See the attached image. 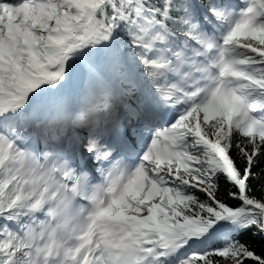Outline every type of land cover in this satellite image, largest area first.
Returning a JSON list of instances; mask_svg holds the SVG:
<instances>
[{"label": "trees", "instance_id": "1", "mask_svg": "<svg viewBox=\"0 0 264 264\" xmlns=\"http://www.w3.org/2000/svg\"><path fill=\"white\" fill-rule=\"evenodd\" d=\"M142 1L149 8L150 15L141 14L136 0H97L91 23L86 26V33L80 31V34H94L99 37L113 34L124 47L131 48L134 55L137 53L142 55L143 67L147 65L146 61L151 59L152 50L157 45L155 40L172 48L185 43L191 36L192 21L188 5L192 4V0ZM77 12L73 5L64 12L62 21L66 26L71 24ZM260 32L259 35L247 37L245 41L264 48V28ZM82 40L84 41L82 37L76 38L77 42ZM245 51L253 61H258L250 51ZM259 64L264 67L263 61L259 60ZM144 74L146 78L154 77L147 75L145 71ZM263 86L264 79L260 81L258 87L257 84L253 86L252 93L255 97L264 98ZM218 121L221 122L220 125L205 126L210 137L219 140L225 146L244 189L241 191L223 172L205 177L203 186L209 193L195 187L182 186L186 198L173 199L171 202L176 217L180 220L197 219L202 227L213 219L217 210H220L215 201L235 209L248 208L239 197L244 194L249 201L264 205V134L256 130L246 134L241 132L228 114ZM218 127L220 130L216 132ZM9 209L6 186L0 185V214L7 220L10 219ZM222 232L239 242L246 252L245 257L233 263V254L208 252L203 259H197L196 264H264V227L259 216L245 215ZM9 247L7 241L0 236V264L1 258L8 256ZM234 250V247L231 248V251Z\"/></svg>", "mask_w": 264, "mask_h": 264}, {"label": "rangeland", "instance_id": "2", "mask_svg": "<svg viewBox=\"0 0 264 264\" xmlns=\"http://www.w3.org/2000/svg\"><path fill=\"white\" fill-rule=\"evenodd\" d=\"M39 0H35L34 4L38 5ZM55 2V9H49L48 6V1L46 0V2L43 3V9L44 14H34L31 9L28 7L26 9H16L13 5V8L11 7H4L2 8V2L0 1V21H3V18L1 16L7 17L9 22L12 20H19V17H16V15L19 13L22 17L24 14L28 15V19H22L20 20V30L18 29V31H21V35L26 33V32H30L33 29V23L36 19H40L41 20V39H40V46L39 48H36V52L38 50H40L42 52V54H50L55 52L54 48L56 47V51L59 49L62 50V54H66L62 57H58L56 56V54H53L52 57L50 58V65L49 67H46L45 69H43V72H40L41 70H34L35 73L38 74H44V72H53L55 69H53V67L62 62V59L64 58H70L71 63L74 60L75 57H72L71 55H69L68 49H70V52L76 51L73 50V40H72V36L67 38V33L68 34H73L75 31L78 30V26H75L73 28H71L69 31H66L64 34L66 35V37L64 38V41L56 43L54 42V46L51 47H43L41 45H44L45 39L48 38V35H52L53 32L58 28L57 26V22L59 20V14L63 11V9L66 6V2L62 1V0H54ZM94 0H78L75 4L79 7V9L86 11L88 9L91 10L92 8V4H93ZM27 5V4H26ZM48 17L49 19H45V17ZM12 30L15 29V31H17V28H13L10 27ZM247 32L248 29H244ZM2 35L3 33L0 34V40L2 41ZM2 37V38H1ZM233 37H231L230 43H233ZM88 42L85 43L84 45H82L80 48H78L77 50H80L81 48H87V51L89 53L88 57L90 58L91 61H93L95 63V67H98L100 69H102L104 72L108 70V62H99L96 63L95 62V56L92 54V49L96 48V46L98 45L97 42V37L93 36L90 39L87 40ZM11 44L13 49L15 50L13 52L12 55V59L15 61L16 65H12V63L10 62V64L12 66H14V70L11 72H15V76L13 77V83L10 86H5V87H0V95L3 94L8 88L13 89L14 92L18 91V89H16V85H14V82L17 80V77L20 76V74L22 73V71H19V67L17 65V59L21 58L22 62L24 63L25 67H29V62H28V55L26 54H22L20 48H21V44H20V37L16 38L15 36H12L10 38V42L6 43ZM6 45V47H7ZM68 46L67 50H63L64 46ZM83 49L86 51V49ZM34 50V49H32ZM43 54V55H44ZM22 56V57H20ZM77 59H81V58H77ZM97 59L99 60V57H97ZM89 60V59H88ZM67 74H69V71L67 72ZM108 74V73H107ZM66 76V74H65ZM68 76V75H67ZM57 80H63L65 77L63 76H56L55 77ZM109 78L110 80L113 78L111 76V74H109ZM15 96H17V94H15ZM220 100L216 103V104H220ZM1 105V102H0ZM225 104L222 103V105H217L216 107H214L213 103H210L209 105L206 104L205 106H203L202 111L204 112V118L206 119H214L215 117H217L218 115L221 114V108L224 106ZM256 107H258V105H256ZM259 108V107H258ZM0 110H1V106H0ZM197 121V120H196ZM19 127L22 125L21 123L19 124L18 121H16V123ZM133 124V123H132ZM196 127H197V122H196ZM246 127H248V125H246ZM35 135V134H34ZM32 135V136H34ZM4 157L8 156L10 154V156H14V154H11L10 151L7 149V147L5 146V142L0 139V155H2ZM82 156L87 158V157H91L89 156V154H87V152L85 150H82L81 152ZM87 156V157H86ZM14 159L16 161L19 162L18 156L16 154V156H14ZM90 162L93 161V158L89 159ZM156 160V154H150L147 158V166H148V170L149 173L153 174V176H155V178H158V180L160 181L159 176L162 173H166V174H162L164 178H166L167 180H172L173 175L178 174L176 172V168L174 166V164L170 161H165V160ZM197 163L200 165L201 169L203 171H205L204 173H210L211 171H215L216 169H218V164L212 160V158L210 157V149H204V152L202 154L201 157L198 158ZM23 166V165H21ZM32 167V166H31ZM29 169H32V168ZM13 170L11 171L10 175H14L15 176V180L17 181L18 184H21V186L26 189V193L30 194L33 197V191L32 190V186L35 184L38 188L37 191H34V193H43L44 192V180L42 179L41 176H39L38 174L34 173V171H29L27 168L25 167H20L17 165L12 166ZM25 168V171H23V169ZM162 172V173H161ZM150 179V178H149ZM141 182L140 180H137L136 183L134 185H132L130 188H128V190L126 191V193H123L120 198L116 201V203L114 204V206L110 209V213L111 214H115V212L120 213L122 212L124 214V216H128V215H138L140 218H148V215L151 214V219H152V224L150 225V231L149 233L143 237V238H130V246H132V250H135L134 246L136 245V243L138 242H144L146 244L153 242L154 240H156L157 238V229H156V224L155 221L159 218H164V217H169L171 214V209L168 206L167 203V198H165L164 194L162 196V189L158 192V194L155 197H149L147 196V187L149 185V182L143 186L140 185ZM29 205V204H27ZM140 205V206H139ZM160 207H162L160 209ZM262 210V209H261ZM156 212V214H152L153 212ZM219 216V215H218ZM181 229L183 230L185 227H188L186 224H182ZM15 239L19 238V235L15 234L14 235ZM14 254L12 255V259L10 260V263L8 264H35L33 261H30L29 258V252L28 250L25 251L23 249H20L18 246H14ZM146 251L150 253L151 249H148L146 247ZM187 254H183L184 258L186 257ZM245 256V251L243 249H239L237 250L234 255H233V259L232 262H238L240 261L242 258H244ZM191 262H193V260L188 257ZM157 259V258H156ZM24 260L26 261V263L24 262Z\"/></svg>", "mask_w": 264, "mask_h": 264}, {"label": "bare ground", "instance_id": "3", "mask_svg": "<svg viewBox=\"0 0 264 264\" xmlns=\"http://www.w3.org/2000/svg\"><path fill=\"white\" fill-rule=\"evenodd\" d=\"M40 1L42 2V0H40ZM25 7H29L34 14H41V13L44 14V11H45L44 9H40V7L38 8L37 6H35L32 1L29 2V4ZM1 17L3 18V21H0V34L1 33L10 34V32H8L9 31L8 23L11 26H14L16 28H20L21 27L20 20H22V19L27 20L28 19V16L26 14H24L22 17L19 13L16 15V17H19V20L16 19V20H12L9 22L7 17H4V16H1ZM45 19L48 20L49 18L45 17ZM16 37H18V35H16ZM13 52H14V49H13L11 44H8L7 47L4 48L2 42L0 41V87H5V86H8V85L13 83V77L15 76V73L11 72V71L14 70V66H12V65H16L15 61L12 59ZM92 54L95 56V59H94L95 62L104 63L106 61L105 58L103 56H101L102 53L97 51V49H92ZM79 55L88 56L89 53L87 50L86 51L80 50L78 52V56ZM97 57H99V60L97 59ZM10 62L12 63V65L10 64ZM70 62H71L70 58L62 59V62L58 63V65L54 68L55 70L53 71L52 75L54 77H56V76L57 77L58 76L64 77L66 72H67V69L70 66ZM52 82H53V83H51L52 86L54 84L56 87H59V88L65 87V84L59 79L53 80ZM17 84H18V80H16L14 82V85H17ZM55 100H57V99H55ZM58 101H60V100H57V102H55V103H58ZM37 104L44 105L43 103L40 104V102ZM39 110H40V107H37L36 114L40 113ZM121 111H123V109H121ZM129 112L131 113L133 111L130 110ZM148 114H150V113L143 110V108H142V109H140V114H139V112L131 113L130 114V116H131L130 120H122L121 118H118V121H119V123L124 122L125 125H127V123L130 125L131 120H133V119L141 120L142 119L141 115H148ZM102 121H107V118L105 116L93 117L89 122L79 126L78 129L74 133H72V135H70L69 137H63L62 138V136L60 137V136L56 135V133L53 134L51 132H47V134H44L41 132L37 133L36 131H35V136H36L37 142L40 145H43V144L48 145L52 150L57 148L60 155H66V156H70L69 151L71 149L76 150V148L79 147V143L84 141L85 138H82V136L84 134L92 136L93 134H91V133L93 131H96V130H100L103 133H110V134L114 133L117 141H122L126 144L127 150H130L131 152H133L135 150V148L137 147V144L134 142V139L132 137V133H128L129 132L128 128H126V131H124L118 125H111L107 128V125L101 126V125L95 124V123H99ZM74 124H76V123H74ZM208 124L209 125H213V124L220 125L221 122L216 120V119H212L211 121L208 122ZM62 126L69 129V127L66 125H62ZM130 127L134 130V133H138L140 130L139 128H134L131 125H130ZM42 135L43 136L45 135L46 137L43 138ZM56 139H60L61 143L64 144L65 146L59 147L58 145H56L57 144ZM70 140H72V141L69 143ZM93 144L96 145L95 143H93ZM102 149L103 148L101 146H99V151H98L99 155H102V153L104 152V150H102ZM79 150H78L79 156H77V157L73 156L72 158L73 159L78 158L79 161L86 162L84 157L80 156ZM23 160L25 163L27 162V158H23ZM29 161H30V159H29ZM58 163L60 164V161H58ZM122 215H123V213L120 212L118 220L120 219V217ZM57 219H58V222L61 221L59 216H57ZM104 223L105 224H101V226L107 227L108 224H110V223H113L114 225L116 224V222H113V220L108 221V222H104ZM123 224H125V223H123ZM24 231L25 230L23 229V231H22L23 234H24ZM147 246L150 249H152L153 243L150 242L147 244ZM153 253H156V252L153 251Z\"/></svg>", "mask_w": 264, "mask_h": 264}]
</instances>
